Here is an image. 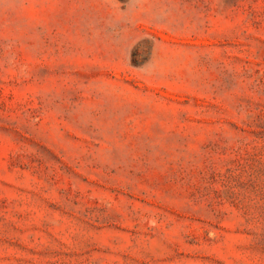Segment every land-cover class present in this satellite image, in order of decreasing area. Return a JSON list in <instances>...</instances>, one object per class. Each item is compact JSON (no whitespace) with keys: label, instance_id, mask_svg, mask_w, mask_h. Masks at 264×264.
I'll list each match as a JSON object with an SVG mask.
<instances>
[{"label":"rangeland","instance_id":"1","mask_svg":"<svg viewBox=\"0 0 264 264\" xmlns=\"http://www.w3.org/2000/svg\"><path fill=\"white\" fill-rule=\"evenodd\" d=\"M0 264H264V0H0Z\"/></svg>","mask_w":264,"mask_h":264}]
</instances>
